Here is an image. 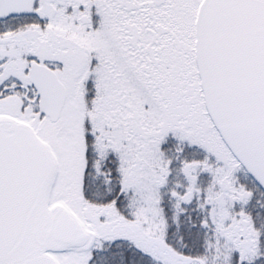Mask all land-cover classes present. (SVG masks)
<instances>
[{"label": "snow or ice", "instance_id": "1", "mask_svg": "<svg viewBox=\"0 0 264 264\" xmlns=\"http://www.w3.org/2000/svg\"><path fill=\"white\" fill-rule=\"evenodd\" d=\"M0 264H264V0H0Z\"/></svg>", "mask_w": 264, "mask_h": 264}]
</instances>
